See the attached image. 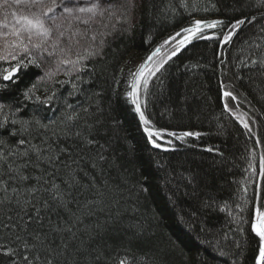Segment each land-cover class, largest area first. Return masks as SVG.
<instances>
[{"label": "trees", "instance_id": "obj_1", "mask_svg": "<svg viewBox=\"0 0 264 264\" xmlns=\"http://www.w3.org/2000/svg\"><path fill=\"white\" fill-rule=\"evenodd\" d=\"M100 2L109 6L106 0ZM111 7L115 15L106 12L91 25L92 32L110 34L102 51L86 61L85 71L71 76L56 73L50 79L46 73L56 68L57 58L46 53L41 58L34 51L32 58L40 67L29 64L18 84L0 91V103L13 109L20 105L17 115L36 114L50 129L57 128L65 110H72L66 101L80 113L78 127L90 128L109 149V158L123 166L105 176L112 182L128 177L121 205L126 201L138 205L136 218L126 214L122 222L105 225L107 231L91 241L81 264H120L122 259L128 264H256L259 238L252 224L257 209L264 211V4L136 0L127 24H117L121 12L115 3ZM10 11L0 9V20ZM197 20L223 23L199 34L212 39L197 36L170 51L165 41ZM238 20L246 22L233 29ZM8 22H13L10 15ZM229 33L232 40L225 44L223 37ZM156 49L166 58L146 84L140 82L138 95L150 121L147 127L160 134L158 142L167 151L149 144L146 126L128 96L136 66ZM76 51L82 47L73 49V58ZM8 67L0 62V71ZM76 75L81 91L73 93L70 81ZM31 85L41 99L53 91L60 99L51 108L34 98L25 100L22 93ZM225 92L231 95L226 97ZM6 112L15 118L7 107ZM185 132L199 135L179 139ZM137 181L147 184V192L134 187ZM209 203L211 207H206ZM117 207L123 213V207ZM117 207L99 214V222L104 225L109 212L115 216ZM132 223L144 226L140 239L131 238L127 225ZM0 264H9L2 254Z\"/></svg>", "mask_w": 264, "mask_h": 264}, {"label": "snow or ice", "instance_id": "obj_2", "mask_svg": "<svg viewBox=\"0 0 264 264\" xmlns=\"http://www.w3.org/2000/svg\"><path fill=\"white\" fill-rule=\"evenodd\" d=\"M106 3L109 6L100 0H95L90 6H80L79 0L71 5L68 0H0V9H11L0 20V41H3L0 44V62L9 64L8 68L0 71V91L11 90L18 84L29 64L40 67L32 58L34 51L39 52L41 58L45 53L48 57L57 58L56 68L46 73L50 79L61 71L62 66L69 76L85 71L86 61L94 59L102 51L105 37L110 34L92 32L91 25L96 18L103 19L106 12L115 15L111 7L115 3L116 10L121 12L117 24H127L128 15L136 8V0H106ZM261 3L264 4V0ZM9 15L11 23L8 22ZM245 22L238 20L232 27L236 29ZM222 23L197 20L192 27L183 29L188 35L179 43L183 46L204 28L215 29ZM80 25L85 27L82 29ZM112 27L116 29L115 24ZM89 32H92L90 36ZM232 35H225L223 43L231 41ZM97 36L100 37L98 43ZM199 38L213 37L201 35ZM81 41H86L87 46L81 45ZM77 47H82V51H76L73 58V49ZM159 51L156 49L147 61H151ZM25 57H28L27 61ZM133 76L135 80L130 85L132 90L128 96L132 98L131 103L135 105L140 121L146 126L144 131L148 142L153 148L167 151L158 142L160 134L147 127L150 121L141 110L138 91L141 79L145 84L147 82L143 64ZM70 82L73 93L81 91L79 75ZM34 89L35 85L25 87L22 93L25 100L34 98L35 103L51 108L53 101L60 99L55 91L41 99L35 95ZM224 95L227 97L231 93L225 92ZM65 104L72 110H65L57 128L50 129L36 114L28 117L17 115L21 111L20 105L13 109L0 103V254L8 258L9 264H81L90 251L91 241L107 231L105 225L117 219L122 222L126 214H131L133 220L136 218L138 205L127 201L126 205H121L128 177L122 176L118 182H112L105 176L106 171L110 173L112 168L123 166L109 158V149L97 140L90 128L85 131L78 127L80 113L66 101ZM6 107L15 118L8 116ZM83 111L87 112V108ZM33 129L37 132L35 136ZM198 135L185 132L178 138ZM137 186L140 192L148 190L146 183L137 181L134 187ZM136 198L138 200L139 196ZM117 206L123 207V213ZM205 206L211 207V204ZM113 207H117L115 216L109 212L102 225L99 214ZM127 227L133 233L132 239H140L145 232L144 226L138 223ZM252 231L259 238L256 264H264V211L260 209L256 211ZM120 264H128L127 259H122Z\"/></svg>", "mask_w": 264, "mask_h": 264}, {"label": "rangeland", "instance_id": "obj_3", "mask_svg": "<svg viewBox=\"0 0 264 264\" xmlns=\"http://www.w3.org/2000/svg\"><path fill=\"white\" fill-rule=\"evenodd\" d=\"M88 1H90V0H79L80 6H90L89 4H86ZM68 2L71 5L73 3H76V0H68ZM82 26H84V25H82ZM187 35H188V33L184 32V31L180 32L179 35L176 34L175 36H173V37H175V39H172L173 38L172 37V38H170L168 40V43H166V47L169 48L170 51L171 50L172 51H176V50L180 49L181 47H183V46L187 45L188 43H190V42H186L183 46H181L180 43H179V41L183 40L185 38V36H187ZM198 36H199V34H198ZM195 38L196 37H193V39L191 41H193ZM170 51H168V54L171 53ZM45 55L47 57V54H45ZM165 58H166L165 53H163L162 50H160L158 54L153 56V59L151 61H147V60L141 61L136 66L134 73H136L138 71V69L140 68V66L143 64L144 65V69H145V77L147 79V78H149L150 76L153 75V74H150V73H155V72H157L156 71L157 68H161V65L164 63ZM65 71H66V69L62 66L61 67V71L58 72V73L59 74L60 73H65ZM134 80H135V77L133 78V82H134ZM142 81H144L143 78L141 79V82Z\"/></svg>", "mask_w": 264, "mask_h": 264}, {"label": "water", "instance_id": "obj_4", "mask_svg": "<svg viewBox=\"0 0 264 264\" xmlns=\"http://www.w3.org/2000/svg\"><path fill=\"white\" fill-rule=\"evenodd\" d=\"M263 25H264V22H263ZM155 149H157V148H155ZM158 150V149H157Z\"/></svg>", "mask_w": 264, "mask_h": 264}, {"label": "bare ground", "instance_id": "obj_5", "mask_svg": "<svg viewBox=\"0 0 264 264\" xmlns=\"http://www.w3.org/2000/svg\"><path fill=\"white\" fill-rule=\"evenodd\" d=\"M160 150V149H159Z\"/></svg>", "mask_w": 264, "mask_h": 264}]
</instances>
